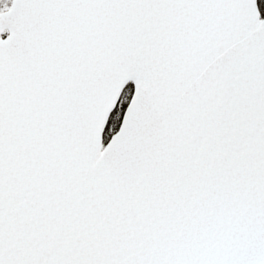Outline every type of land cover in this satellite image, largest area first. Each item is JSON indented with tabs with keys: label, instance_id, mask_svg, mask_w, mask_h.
<instances>
[{
	"label": "snow or ice",
	"instance_id": "6c2138e0",
	"mask_svg": "<svg viewBox=\"0 0 264 264\" xmlns=\"http://www.w3.org/2000/svg\"><path fill=\"white\" fill-rule=\"evenodd\" d=\"M0 264H264V0H0Z\"/></svg>",
	"mask_w": 264,
	"mask_h": 264
}]
</instances>
